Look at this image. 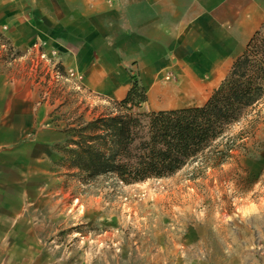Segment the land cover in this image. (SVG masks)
I'll list each match as a JSON object with an SVG mask.
<instances>
[{"label": "crops", "instance_id": "crops-1", "mask_svg": "<svg viewBox=\"0 0 264 264\" xmlns=\"http://www.w3.org/2000/svg\"><path fill=\"white\" fill-rule=\"evenodd\" d=\"M262 24L264 0H0V36L17 53L0 68V264H92L60 250L79 212L53 187L65 135L37 90L39 52L56 53L61 70L76 74V89L104 100L125 98L135 76L147 93L143 112L199 107ZM243 126L246 138L226 158L167 195L183 205L166 241L196 228L205 243L210 229L227 260L254 259L247 246L264 229V194L248 198L251 182L264 177V108ZM199 207L192 222L190 209Z\"/></svg>", "mask_w": 264, "mask_h": 264}, {"label": "rangeland", "instance_id": "rangeland-1", "mask_svg": "<svg viewBox=\"0 0 264 264\" xmlns=\"http://www.w3.org/2000/svg\"><path fill=\"white\" fill-rule=\"evenodd\" d=\"M16 57L17 53L9 51L5 41L0 40V68ZM37 68L36 75L42 79L37 90L41 98L49 101L53 122L63 131L64 142L67 138L65 131L75 127L79 121L89 122L112 111L110 100L91 95L81 87L76 89L72 82L54 80L46 68ZM261 108H264V100L249 109L239 124L231 126L212 149L164 183L148 181L125 186L103 177L81 181L74 170H68V163L62 161L65 154L61 151V161L56 166L60 178L53 182V187L67 192L62 203L74 206L79 213L78 225L62 232L60 250L72 248L87 259H83L84 263L92 264H264V229L253 230L255 240L247 246V251L254 254L251 261L227 260L221 246L214 243L215 231L210 229L205 230V243L201 238L202 231L196 228L186 231L184 240L174 238L166 241L167 235L175 231H167L166 226L169 223L173 226L180 220L183 205L179 203V198L167 201V195L184 182L196 184L207 167L222 157L215 155L218 147H229L226 158L232 149L239 146L246 138L242 133H246L244 126L240 129L242 124ZM251 183L249 188L252 193L248 199L257 203L259 196L264 194L260 193L264 190V177L255 189L253 183H256ZM202 210L203 207L196 208L193 214L190 209L189 220L196 222V214L202 213ZM255 214L253 211L251 216ZM177 233L179 237L180 231Z\"/></svg>", "mask_w": 264, "mask_h": 264}, {"label": "trees", "instance_id": "trees-1", "mask_svg": "<svg viewBox=\"0 0 264 264\" xmlns=\"http://www.w3.org/2000/svg\"><path fill=\"white\" fill-rule=\"evenodd\" d=\"M262 100L264 24L202 106L143 112L147 93L133 76L125 98L111 101V112L65 131L62 161L85 182L103 177L126 186L168 178L212 149ZM228 148L215 155L224 159Z\"/></svg>", "mask_w": 264, "mask_h": 264}, {"label": "built area", "instance_id": "built-area-1", "mask_svg": "<svg viewBox=\"0 0 264 264\" xmlns=\"http://www.w3.org/2000/svg\"><path fill=\"white\" fill-rule=\"evenodd\" d=\"M37 61L45 62L44 68H46V70L49 72L50 77H52L54 80H64L67 82H72L76 80V74L72 70H61L60 63L57 59V54L54 52H52L50 55L43 52H39ZM36 65L40 66V63H37ZM165 80L168 81L169 77H165ZM73 85L76 87L74 83Z\"/></svg>", "mask_w": 264, "mask_h": 264}]
</instances>
